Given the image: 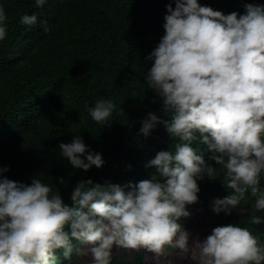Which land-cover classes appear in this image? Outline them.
<instances>
[{
  "label": "clouds",
  "instance_id": "clouds-1",
  "mask_svg": "<svg viewBox=\"0 0 264 264\" xmlns=\"http://www.w3.org/2000/svg\"><path fill=\"white\" fill-rule=\"evenodd\" d=\"M46 2L35 0L37 7ZM174 2L175 8L167 6L164 35L146 57L152 62L147 86L162 100L168 119L149 112L140 128L147 137L163 124L176 140L174 152H157L146 165L155 173L136 184L78 181L71 206L53 184L39 177L30 184L13 181L0 167V264H56L57 251L65 259L75 252L90 254L92 264H110L113 245L145 249L157 258L179 249L193 264H264V241L249 227L217 226L189 247L191 234L178 223L190 215L187 206L198 202V180L219 175L199 145L222 166V183L231 192L215 199L212 211L231 215L250 195L255 202L248 223L264 222L256 215L264 211V5L247 3L244 14L225 15L198 0ZM7 19L0 5V41L7 36ZM37 20L35 13L25 14L20 23L31 26ZM43 30H50L46 22ZM87 110L102 126L114 111L123 113L104 98ZM59 149L75 169L87 172L105 163L79 135ZM73 240L92 246L74 248Z\"/></svg>",
  "mask_w": 264,
  "mask_h": 264
},
{
  "label": "trees",
  "instance_id": "trees-1",
  "mask_svg": "<svg viewBox=\"0 0 264 264\" xmlns=\"http://www.w3.org/2000/svg\"><path fill=\"white\" fill-rule=\"evenodd\" d=\"M198 2L225 15L244 14L247 3L264 5V0ZM169 4L175 8L174 0H47L43 7L35 0H0L8 17L7 36L0 41V167L8 169L5 177L25 184L39 177L53 184L69 206L78 181L124 187L151 179L156 169L146 165L159 151L174 152L176 143L163 124L147 137L140 133L149 112L168 119L161 111L162 100L147 86L152 62L146 57L164 35ZM33 13L38 17L35 25L20 23L23 15ZM100 98L112 99L123 112L114 111L103 126L87 110ZM76 135L102 155V167L85 172L61 156L59 144L70 143ZM199 147L206 163L219 172L215 179L198 180V202L187 206L189 213L206 210L209 221L201 232L210 235L214 227L235 224L251 228L264 241V222L248 223L255 202L250 195L244 215L212 211L213 201L231 192L222 183V166L209 159L206 146ZM256 215L264 219V211ZM184 219L178 221L181 226ZM72 243L82 248L79 241ZM57 256L56 264L80 259L75 252L71 259L60 251ZM110 264H148V253L120 248Z\"/></svg>",
  "mask_w": 264,
  "mask_h": 264
},
{
  "label": "rangeland",
  "instance_id": "rangeland-1",
  "mask_svg": "<svg viewBox=\"0 0 264 264\" xmlns=\"http://www.w3.org/2000/svg\"><path fill=\"white\" fill-rule=\"evenodd\" d=\"M247 210V207L244 203L241 206ZM239 207L232 212L236 215H244L246 211L241 214L239 211ZM224 213V212H223ZM225 214V213H224ZM185 222L182 225V228L188 231L191 235L189 237V247H191L193 240L199 235L201 240L205 239L209 234L202 233V229L207 225L209 218L206 214V210L203 208L194 209L190 212V215L185 217L183 220ZM82 248L86 249L91 247L92 245H81ZM120 250V247L113 245L112 254L116 253ZM148 264H193L189 259L182 257L181 250L179 249H168L167 254L165 256L157 258L154 253L148 252ZM190 255V254H189ZM65 264H92V257L89 254L85 257H80L79 260H73L71 262H66Z\"/></svg>",
  "mask_w": 264,
  "mask_h": 264
}]
</instances>
